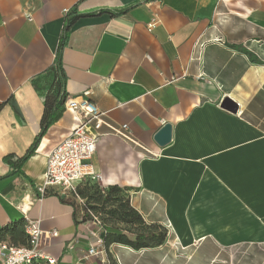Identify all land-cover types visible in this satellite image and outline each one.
Instances as JSON below:
<instances>
[{
  "label": "crops",
  "instance_id": "1",
  "mask_svg": "<svg viewBox=\"0 0 264 264\" xmlns=\"http://www.w3.org/2000/svg\"><path fill=\"white\" fill-rule=\"evenodd\" d=\"M89 13L62 54L69 100L128 124L131 140L100 131L95 171L168 235L140 250L112 244L111 264H264V0H0V241L23 244L1 233L27 216L58 232L45 250L58 264H78L96 242L63 191H38L48 155L76 128L67 105L21 172L5 160L40 133L33 80L54 64L66 20ZM165 124L173 141L161 147Z\"/></svg>",
  "mask_w": 264,
  "mask_h": 264
},
{
  "label": "built area",
  "instance_id": "2",
  "mask_svg": "<svg viewBox=\"0 0 264 264\" xmlns=\"http://www.w3.org/2000/svg\"><path fill=\"white\" fill-rule=\"evenodd\" d=\"M66 105L75 114L77 125L72 134L48 155L44 181L38 191L44 196L49 188L59 189L66 197L74 198L83 206L85 199L78 193L79 185L101 179L93 164L98 138L105 135L100 131L107 127L124 139L131 138L128 124L118 128L107 122L106 114L87 97L79 101L68 99ZM78 219L91 231L92 237L96 238L95 244L91 245L78 264H88L92 258H99L100 264H111L105 245L106 229L100 215L90 209L85 211L83 208ZM24 224L27 243L14 245L5 240L0 241V264H58L55 257L45 252L53 239L58 237V232H46L42 228L41 220L29 219L27 216ZM95 227L98 228L96 232L92 231Z\"/></svg>",
  "mask_w": 264,
  "mask_h": 264
},
{
  "label": "trees",
  "instance_id": "3",
  "mask_svg": "<svg viewBox=\"0 0 264 264\" xmlns=\"http://www.w3.org/2000/svg\"><path fill=\"white\" fill-rule=\"evenodd\" d=\"M105 12L107 11H101L100 14H105ZM97 14L74 15L66 20L54 64L40 76L34 78L33 85L35 89L44 95V115L40 125L41 131L24 156L16 157L13 154L5 158L7 163L14 168L12 175L21 172L23 165L40 146L45 134L52 125L60 120L65 111L69 94H67L66 90L67 78L64 63L62 62V54L71 31L70 29L78 19L96 16ZM4 178L0 177V180ZM97 184V182L91 183L88 181L79 185L78 193L85 199V205L83 206L76 203L74 198H67L72 201L77 217H79L83 208L85 211L90 209L100 215L106 229L105 245L107 248L112 246V244H121L140 250L147 247L160 246L166 241L168 237L167 230L163 227L159 228L155 225L149 226L146 224L140 212L131 204L127 188H121L117 185L103 187ZM93 189H95L94 194H92ZM47 193L48 191H46ZM102 212L106 215L105 220ZM24 223V220H17L12 225L4 228L1 234L3 232L10 234L15 241L23 239V244L16 245H24L27 243L25 231L22 229L25 226ZM120 226H124V228H120ZM129 234L134 235L135 238Z\"/></svg>",
  "mask_w": 264,
  "mask_h": 264
},
{
  "label": "water",
  "instance_id": "4",
  "mask_svg": "<svg viewBox=\"0 0 264 264\" xmlns=\"http://www.w3.org/2000/svg\"><path fill=\"white\" fill-rule=\"evenodd\" d=\"M224 109L236 114V112L239 109V105L237 103L233 102L230 98L225 97L221 104ZM173 135V125L171 124H165L154 136V140L156 143H158L161 147H166L169 144L172 143Z\"/></svg>",
  "mask_w": 264,
  "mask_h": 264
},
{
  "label": "rangeland",
  "instance_id": "5",
  "mask_svg": "<svg viewBox=\"0 0 264 264\" xmlns=\"http://www.w3.org/2000/svg\"><path fill=\"white\" fill-rule=\"evenodd\" d=\"M154 158H156V157H154ZM100 181H101L100 179H96V180L92 181L91 183L97 182L100 186H102L101 183H100ZM98 184H97V185H98ZM99 185H98V186H99ZM94 192H95V189L92 190V194H94ZM92 202H93V201H92ZM76 203H78V202L76 201ZM217 206H218V205H217ZM102 208H103V207H102ZM102 213H103V212H102ZM221 213H222V212H221ZM213 215H216V217H218V215H220V214H219V213H218V214H215V213H214V214H212V216H213ZM105 216H106V215L103 213V218H104V220L106 219ZM216 217H215V219L217 220ZM196 218H197V221L200 222V223L204 226L205 220H207V218H205V217H204L203 215H201V214H200V215H197ZM220 223H221V219L217 220V224L220 225ZM220 227H221V226H220ZM120 228H124V226H120ZM125 229H126V228H125ZM220 230H221V229H220ZM208 231L211 232L212 229L209 227ZM129 235L135 238L134 235H132V234H129Z\"/></svg>",
  "mask_w": 264,
  "mask_h": 264
},
{
  "label": "bare ground",
  "instance_id": "6",
  "mask_svg": "<svg viewBox=\"0 0 264 264\" xmlns=\"http://www.w3.org/2000/svg\"><path fill=\"white\" fill-rule=\"evenodd\" d=\"M200 234H201V232H200ZM201 236V235H200Z\"/></svg>",
  "mask_w": 264,
  "mask_h": 264
}]
</instances>
